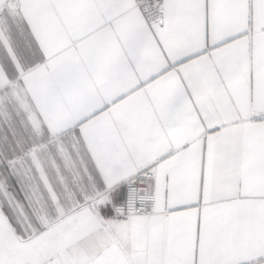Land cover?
Here are the masks:
<instances>
[{
    "label": "snow or ice",
    "instance_id": "1",
    "mask_svg": "<svg viewBox=\"0 0 264 264\" xmlns=\"http://www.w3.org/2000/svg\"><path fill=\"white\" fill-rule=\"evenodd\" d=\"M0 264H264V0H0Z\"/></svg>",
    "mask_w": 264,
    "mask_h": 264
}]
</instances>
